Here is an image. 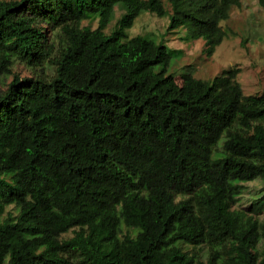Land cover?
<instances>
[{
	"label": "trees",
	"instance_id": "1",
	"mask_svg": "<svg viewBox=\"0 0 264 264\" xmlns=\"http://www.w3.org/2000/svg\"><path fill=\"white\" fill-rule=\"evenodd\" d=\"M167 1L0 0V264H264V193L237 206L264 182V92L235 65L178 84L127 34L148 11L212 54L242 0Z\"/></svg>",
	"mask_w": 264,
	"mask_h": 264
},
{
	"label": "rangeland",
	"instance_id": "2",
	"mask_svg": "<svg viewBox=\"0 0 264 264\" xmlns=\"http://www.w3.org/2000/svg\"><path fill=\"white\" fill-rule=\"evenodd\" d=\"M163 1L168 7V1ZM120 14L121 9L117 7L115 20ZM115 20L108 26L107 32H110ZM83 25L96 28L98 20H85ZM168 25L167 16L160 17L144 11L136 18L134 25L127 29V34L128 37L137 34L147 35L165 44L170 54L168 72L175 74L178 84H181L188 74L202 79H212L235 65L240 67L237 79L246 94L258 95L264 92V7L258 0H242L240 6L232 7L230 17L222 21L227 36L212 54L207 52L203 38L187 40L184 27L168 30ZM13 69L22 76L33 72L32 68L21 62L15 63ZM11 79L12 75L1 76L0 88H5ZM245 184V192L237 206H247L264 193V182L261 179ZM7 209L18 213L14 204ZM72 234L69 232L66 236ZM211 249L208 244L193 248L196 264L206 263Z\"/></svg>",
	"mask_w": 264,
	"mask_h": 264
}]
</instances>
